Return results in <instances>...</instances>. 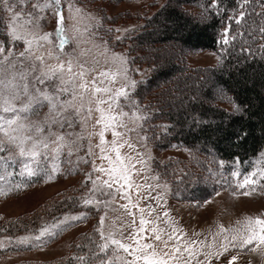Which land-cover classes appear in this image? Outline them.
<instances>
[{
	"label": "rangeland",
	"instance_id": "rangeland-1",
	"mask_svg": "<svg viewBox=\"0 0 264 264\" xmlns=\"http://www.w3.org/2000/svg\"><path fill=\"white\" fill-rule=\"evenodd\" d=\"M164 1L166 0H114V2L61 0L59 8L64 17L62 35L65 39V43L61 46L60 36L55 32L57 20L53 11L55 6L38 11L33 4L37 2L44 4L47 0H25L24 4H20L17 0L16 10L23 12L21 22L29 18L27 16L29 12L35 16H42L43 19L39 21L40 34L52 33L51 43L41 41L42 46L39 48L33 45L32 60L35 61L38 69L47 70L63 64V75L65 79H68L67 68L71 62L74 74L81 71L85 73L83 80L88 82V90L83 92L79 89L78 86L82 80L77 76L75 81L77 93L83 92L84 95L83 112L75 115L80 102L74 101L72 109L69 110L75 116L74 126L69 128L65 125L63 129L53 126L52 129L54 132L73 134L66 137L68 140L76 141L72 145V154L69 155V149L64 147L59 154L50 153L49 160L40 165L38 175L31 178L27 175L13 178L5 175L3 182H0V187L5 189V193L0 194V221L15 222L21 217L31 216L34 213L43 215L42 211L47 210V204L63 198L70 200L77 196V207L65 211L53 222L43 224L34 233H22L13 237L2 235L0 242L7 237L9 243L10 241L17 243L20 238L28 237L26 244L29 243L33 248L0 255V264L53 261L67 256L77 237L92 227H95L99 234L102 228L105 236L111 233L116 239L130 245V251L136 247L134 240H138L140 244H152L153 249L145 251L148 253L156 251L160 255L168 252L169 256L164 258L169 259V264H201V262L202 264H228L233 256L237 257L235 264H264V245L259 244L258 241L244 248L229 246L227 251H223L221 247L227 244L231 236L237 232L247 234L243 229V222L247 218L264 219V149L250 160V168L247 172H243L238 164H234L235 168L230 173L229 181L232 185L236 184L234 190L217 189L207 199L196 204L175 198L171 194L170 183L159 177L154 165L156 163L162 167L169 164L170 160L178 158L185 163L190 161L191 153L178 144L160 149L148 141L144 111L128 104L126 99L136 81L148 73L147 67L131 66L129 55L124 48H112L108 42L99 39L91 30L100 17L99 9H97L99 6L105 9L109 17L118 16L116 18L118 22L112 26L117 30L114 36L122 38L142 25L144 19L141 17L152 14ZM180 3L200 17L206 15L202 2L201 4H190L187 1ZM77 9L80 11L77 12ZM124 11H128L131 18L122 20L121 13ZM0 16L5 23L7 34L9 13L3 10L2 5H0ZM151 29L163 36L162 33L166 28L153 26ZM7 40L9 45L6 50L11 46L8 34ZM202 40L189 35L184 38L183 43L174 44L176 59L179 62L182 60L189 67L217 65L220 59L215 51L194 49L195 43ZM24 47L22 41H17L14 50L22 51ZM169 55L170 51L167 50L163 57L166 58ZM41 56L44 61L42 65L39 60H36V57ZM100 73H107V75L101 76ZM203 77L207 79V83H212V81L209 82L210 77L207 73L203 74ZM94 78L95 87L109 88L111 92L102 91L94 95V86L91 83ZM166 80L164 74L156 75L154 78V82L158 85ZM48 83L53 85L54 90L55 84L59 81ZM117 90L126 91L127 96H117ZM215 91L218 92V90ZM98 98L112 100L111 115H118L121 110L129 114L121 117L125 127L104 130L105 151L103 154L98 146L99 133L104 129L103 122L97 124L100 118V112L96 111ZM61 99H69V96L63 95ZM100 107L105 114H108V104ZM174 107L178 108L179 104L175 103ZM89 108L92 109L90 117H88ZM47 112L48 107L45 104L39 116H33L32 119L43 120ZM160 124L166 127V123L160 122ZM113 131L122 134L116 139L118 146L123 145L119 147V153L124 166L128 168L129 178L127 181L114 182L109 189L103 181L109 180V170L117 163L116 153L111 147L114 139ZM199 143L201 147L207 146L206 142ZM102 155L107 158L102 159ZM202 157L205 158V156ZM63 159L65 161H62ZM132 165L135 167L133 168ZM94 168H102L104 171H94ZM233 172H238L239 176L234 177ZM245 176L261 182L258 186L255 185L256 183L251 184V189L248 187L250 184L242 189L239 184L243 183ZM93 181H96L95 185ZM15 185H23V187L16 189ZM253 187L259 189L256 190ZM200 193H202L201 189L193 191L195 195ZM85 200H89L90 203L85 204ZM74 216L79 219H71ZM101 217L104 218L103 225L100 223ZM141 219L145 221L143 231L140 225ZM53 224H57L58 227L51 228ZM43 228H48L49 231L39 240L35 239L36 236H40ZM221 229L225 231L221 232ZM156 235H159L161 239L156 240ZM185 246H190V252L184 251ZM177 247L180 248V252L173 258L172 253ZM219 252H223V255L208 256L209 253ZM108 259L113 261L112 264H124L125 261H131L133 256L123 250H117L115 255L112 251ZM136 264H144L143 259L136 261Z\"/></svg>",
	"mask_w": 264,
	"mask_h": 264
},
{
	"label": "trees",
	"instance_id": "trees-1",
	"mask_svg": "<svg viewBox=\"0 0 264 264\" xmlns=\"http://www.w3.org/2000/svg\"><path fill=\"white\" fill-rule=\"evenodd\" d=\"M181 1L202 2L206 15L200 17L192 13ZM261 3L264 0H251L244 9V19L237 24L235 19L241 10L238 0H216L215 7L213 0H166L152 14L142 16L143 24L122 38L114 36L117 30L112 26L118 22V16L109 17L102 6L97 8L100 17L91 28L92 32L112 48H124L131 66L148 69L126 98L128 104L144 111L148 141L160 149L178 144L191 153L190 161L185 163L178 158L162 167L154 165L159 177L170 183L171 194L177 199L196 204L217 189L234 190L236 184L229 182L234 164L247 172L250 160L264 149V33L260 32L264 16L256 14L264 13V7L259 6ZM121 16L122 20L131 18L128 11ZM153 26L165 27L161 32L163 36L151 29ZM225 29H228V44L223 42ZM189 35L203 39L195 43L194 49L213 50L218 54L217 65L189 67L176 59L173 45L183 43ZM0 44L5 48L9 45L1 16ZM167 50L170 55L165 58ZM206 73L211 84L203 77ZM159 74L167 78L161 85L154 82ZM175 103L179 104L178 108L174 107ZM160 122L166 123V127ZM200 141L207 146L201 147ZM8 171L17 173L11 175L12 178L19 177L21 168L14 164ZM248 187L251 189V184ZM256 187L253 188L259 189ZM199 189L202 193L193 194ZM76 197L47 204L43 215L34 213L15 222L0 221V237L36 232L65 211L75 209ZM99 243H103L100 234L92 227L77 237L67 256L53 261L15 264H99L102 258L109 260L112 253L111 246L107 254L100 252ZM31 248L29 243H9L6 237L0 242V255Z\"/></svg>",
	"mask_w": 264,
	"mask_h": 264
},
{
	"label": "snow or ice",
	"instance_id": "snow-or-ice-1",
	"mask_svg": "<svg viewBox=\"0 0 264 264\" xmlns=\"http://www.w3.org/2000/svg\"><path fill=\"white\" fill-rule=\"evenodd\" d=\"M17 0H0V5H2L3 10L9 13L8 23H7V34L11 42V46L5 48L3 44H0V182H3L5 175L11 176L15 175L14 171H8L10 165L19 164L21 171L18 173L21 176L27 175L31 178L39 174L40 165L44 161H48L50 153L59 154L64 147L69 149L68 154H72V145L76 143L74 140H68L66 137L73 135L72 133H60L54 132L53 126H58L63 129L65 125L69 128L73 127L75 124V116L69 112L73 107L74 101L80 102V107L76 109L75 115L81 114L83 112V92H86L87 81L83 80L85 73L81 71L80 73L74 74L72 72L71 62L68 64L67 71L69 73L68 79L64 78V66L63 64L58 67H50L47 70L38 69L35 61L32 60L33 45L37 48L41 47V41L51 43L52 33L40 34L41 25L39 21L43 19L42 16H35L33 13H27L28 19L23 20L22 10H16ZM20 4H24L25 0H18ZM251 2V0H238L239 17L235 19L237 24H240L244 19L246 12L245 7ZM61 0H47L46 3L41 4L39 2L34 3L33 7L38 11H44L49 7H53V11L56 20L55 32L60 36V45L65 43V39L62 35L64 29L63 25V14L62 10L59 8ZM216 6V0H213V7ZM264 7V3L259 5ZM77 12L80 10L77 9ZM257 15L264 16V13H256ZM233 17H229L232 19ZM260 32L264 33V27L260 28ZM228 29H225V39L224 43L228 44L229 40L227 38ZM234 39V38H233ZM22 41L25 45L22 51H15L16 42ZM59 59V57H54ZM36 60L43 64V57H36ZM26 64L28 65L26 67ZM101 76L107 75V73H100ZM77 76H79L82 82L79 84V89L83 90L81 93H77V85L75 83ZM59 81L55 84L54 90L53 85L48 82ZM95 78L92 80L93 93L111 92L109 88H99L95 87ZM134 83V82H133ZM68 95L69 99H61V96ZM124 95L127 96V92L124 90H117V96ZM91 103V101H89ZM47 104L48 112L45 114L43 120H33V116H39L40 110ZM108 104L107 112L100 107L101 105ZM96 111L100 112V118L97 120V124L104 123V129L99 133L101 153L103 154L105 149L103 145L104 140V130L108 128L125 127L121 117L129 115L123 110L119 112L118 115H111L113 111L112 100L108 99H97ZM92 109H88V117H90ZM137 118L138 117V114ZM85 117V118H88ZM113 141L111 142L112 151L116 153V166L110 168L109 170V180L103 181V184L109 189L112 188V184L118 183L120 180H128V168L124 166L122 158L119 153V147H123L122 144L118 146L117 137L122 135L116 131H113ZM146 139V138H145ZM131 147V145H129ZM55 158V157H53ZM102 159L107 158L103 155ZM87 162V161H85ZM111 163V161H110ZM134 168L135 165H132ZM104 171V169H95L94 171ZM234 177H238V172H233ZM256 181L252 180L249 176H245L243 183L239 184V187L243 188L249 184H255ZM96 184V181H93ZM16 189L23 187V185H15ZM12 190V189H8ZM5 189L0 187V194H4ZM111 195V193H108ZM247 193H245L246 195ZM155 199V197H153ZM85 204H89V200L84 201ZM143 211V210H141ZM67 219V217H66ZM71 219L76 220L79 217H71ZM104 218L101 217L100 223L103 225ZM145 221L140 220L141 230L143 231V226ZM58 227L57 224L51 225V228ZM244 233L237 232L231 236L230 241L227 244L221 245L223 251H227L229 246L244 248L247 245L252 244L254 241H258L259 244L264 245V219H252L247 218L243 222ZM48 228H43L40 231V236H36L35 239L39 240L41 236L48 232ZM100 240L103 243L97 244L100 252L107 254L110 245L114 246L112 249L113 254L117 250H123L125 253H129L133 256L131 261H125L124 264H136V261L143 259L144 264H169V259L164 257L169 256L168 252H164L162 255L158 254L156 251L151 253L146 252L147 249H153L152 244L144 243L140 244L138 240H134L136 247L130 251V245L125 244L120 239H116L111 233L105 236L103 229L100 230ZM153 231H156L153 229ZM225 231L221 229V232ZM28 237H22L19 239V243H26ZM156 240H160L161 237L156 235ZM171 239V237H169ZM195 243V242H193ZM167 247V242H165ZM184 251L190 252V246H185ZM180 252V248L177 247L175 252L172 253V257L175 258L176 254ZM142 255H138L141 254ZM191 255V253H190ZM211 255H223V252L219 253H209ZM81 261L84 257L79 258ZM237 257L233 256L228 264H235ZM99 264H112L111 260L100 259ZM202 264V262H201Z\"/></svg>",
	"mask_w": 264,
	"mask_h": 264
}]
</instances>
